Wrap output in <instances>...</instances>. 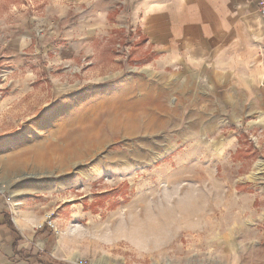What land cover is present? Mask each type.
I'll return each mask as SVG.
<instances>
[{"label":"rangeland","instance_id":"obj_1","mask_svg":"<svg viewBox=\"0 0 264 264\" xmlns=\"http://www.w3.org/2000/svg\"><path fill=\"white\" fill-rule=\"evenodd\" d=\"M49 1L0 0V54L30 35L21 64L0 62V202L30 218V248L264 264V113L234 116L207 80L154 63L121 5Z\"/></svg>","mask_w":264,"mask_h":264},{"label":"crops","instance_id":"obj_2","mask_svg":"<svg viewBox=\"0 0 264 264\" xmlns=\"http://www.w3.org/2000/svg\"><path fill=\"white\" fill-rule=\"evenodd\" d=\"M54 2L50 0L48 8L53 9ZM110 2L114 8L121 5V18L139 28L154 63L207 80L234 116L264 113V36L256 0ZM90 4L103 12L104 0ZM23 36L25 45L21 44ZM10 37L7 55L0 54V62L7 57L21 64L26 59L29 30L22 24ZM0 264H61L30 248V218L21 210L13 214L1 202Z\"/></svg>","mask_w":264,"mask_h":264},{"label":"built area","instance_id":"obj_3","mask_svg":"<svg viewBox=\"0 0 264 264\" xmlns=\"http://www.w3.org/2000/svg\"><path fill=\"white\" fill-rule=\"evenodd\" d=\"M261 19V37L264 36V0H256ZM10 200V199H9ZM51 219V216H48Z\"/></svg>","mask_w":264,"mask_h":264},{"label":"bare ground","instance_id":"obj_4","mask_svg":"<svg viewBox=\"0 0 264 264\" xmlns=\"http://www.w3.org/2000/svg\"><path fill=\"white\" fill-rule=\"evenodd\" d=\"M35 155V154H34ZM35 156H37V155H35ZM37 158V157H36ZM8 187V184L7 185H5L4 184V182H0V188L3 190V189H5V188H7ZM72 256V255H71ZM71 259H72V261L73 262H77L78 260H79V255H77V254H74L72 257H71ZM97 264H105V263H100V262H98Z\"/></svg>","mask_w":264,"mask_h":264},{"label":"trees","instance_id":"obj_5","mask_svg":"<svg viewBox=\"0 0 264 264\" xmlns=\"http://www.w3.org/2000/svg\"><path fill=\"white\" fill-rule=\"evenodd\" d=\"M138 31H139V29H138ZM44 227H45V225H44Z\"/></svg>","mask_w":264,"mask_h":264}]
</instances>
